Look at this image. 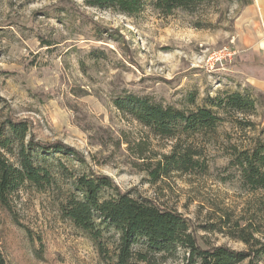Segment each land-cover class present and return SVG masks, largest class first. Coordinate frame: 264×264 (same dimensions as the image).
I'll return each mask as SVG.
<instances>
[{"label":"rangeland","instance_id":"rangeland-1","mask_svg":"<svg viewBox=\"0 0 264 264\" xmlns=\"http://www.w3.org/2000/svg\"><path fill=\"white\" fill-rule=\"evenodd\" d=\"M244 6L240 0H204L193 12L162 16L146 5L129 17L83 0H0V126L7 117L27 120L35 139L72 146L87 163L47 156L54 189L41 193L26 184L13 195L23 226L0 208V249L7 264H114L119 234L113 228L102 231L108 255L102 258L84 232L60 217L59 203L72 191L64 171L78 176L87 166L109 176L120 190L136 197L135 188L181 213L208 243L246 248L209 230L228 215L230 223L264 227V190L245 191L228 165L230 149L246 146L251 134L236 119L264 124L263 91L224 70L244 71L235 63ZM44 40L54 45L44 46ZM224 48L235 51L234 57L209 68L207 57ZM194 90L198 104L223 91L249 92L257 99L256 112L221 115L224 121L208 134L162 138L112 105L120 93H131L182 107ZM176 144L199 149L206 171L172 172L148 183L143 164L169 154ZM108 195L104 191L101 198ZM184 255L179 250L159 264H183ZM257 264H264V257Z\"/></svg>","mask_w":264,"mask_h":264},{"label":"trees","instance_id":"trees-1","mask_svg":"<svg viewBox=\"0 0 264 264\" xmlns=\"http://www.w3.org/2000/svg\"><path fill=\"white\" fill-rule=\"evenodd\" d=\"M204 0H83L88 7L105 8L126 16L138 14L146 5L162 16L175 11L193 12ZM244 5L249 0H240ZM53 46L52 41H43ZM197 91L183 98L182 107L155 104L147 96L120 93L112 99V105L148 132L162 138L180 135L193 136L214 132L224 121L221 115H254L256 97L249 92L223 91L215 97H207L197 103ZM236 124L251 130L247 145L232 147L229 151V167L234 177L248 192L264 190V124L251 120H237ZM60 154L87 164L81 152L61 141H42L34 138L27 120L5 118L0 126V208L18 225L19 221L13 195L23 186L30 185L37 192H45L56 186L50 168L44 165L47 156ZM14 161H10L9 157ZM65 170L64 165L60 164ZM81 175L70 171L66 178L71 181L72 191L59 203L60 217L84 232L94 243L102 258L108 257L102 241V231L113 228L118 234L114 264H159L184 252L183 264H257L264 257V227L253 223H230L229 215L221 217L204 230L224 233L242 242L244 250L226 245H212L198 237L197 227L176 210L164 207L134 188L122 191L107 175L90 169ZM207 169L199 149L191 146H173L169 154L143 164L142 170L153 184L172 172L203 173ZM228 178V177H227ZM226 180V178L224 179ZM108 191L106 198L101 194ZM226 218V219H225ZM201 240V242H200ZM0 264L7 260L0 249Z\"/></svg>","mask_w":264,"mask_h":264},{"label":"crops","instance_id":"crops-1","mask_svg":"<svg viewBox=\"0 0 264 264\" xmlns=\"http://www.w3.org/2000/svg\"><path fill=\"white\" fill-rule=\"evenodd\" d=\"M238 23L235 63L241 65L244 71L224 70L237 74L244 84L264 93V0H251L250 4L244 6ZM225 80L229 83L231 77Z\"/></svg>","mask_w":264,"mask_h":264},{"label":"built area","instance_id":"built-area-1","mask_svg":"<svg viewBox=\"0 0 264 264\" xmlns=\"http://www.w3.org/2000/svg\"><path fill=\"white\" fill-rule=\"evenodd\" d=\"M235 51H231L230 49L224 48L222 51L211 53L207 57V65L209 68H213L217 65L225 64L234 57Z\"/></svg>","mask_w":264,"mask_h":264}]
</instances>
